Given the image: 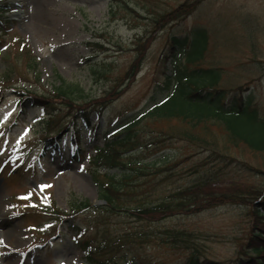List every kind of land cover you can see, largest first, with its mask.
<instances>
[{
    "label": "rangeland",
    "instance_id": "374dc122",
    "mask_svg": "<svg viewBox=\"0 0 264 264\" xmlns=\"http://www.w3.org/2000/svg\"><path fill=\"white\" fill-rule=\"evenodd\" d=\"M192 1L0 0L6 9L0 13V264H94L86 261L77 241L97 242L104 236L127 241L118 253L121 263L136 258L144 264H180L196 248L202 258H236L252 221L249 201L217 203L160 220L138 219L103 207L90 160L97 147L114 139L111 132L120 119L145 106L159 79V56L173 33L206 29L203 64L223 66L230 86H249L253 101L264 108V0H201L193 8ZM182 3L190 6L179 19L154 23ZM18 8L21 15L15 13ZM141 44V68L129 83L123 77ZM26 50L35 57L36 72L27 66ZM5 73L9 77L3 81ZM60 77L78 84L82 95L77 90L74 96L82 99L123 87L103 116L92 114L97 127L89 130L80 122L79 151L70 134L62 136L58 149L43 150L45 124H67L68 110L52 98L50 108L28 99L32 93H53ZM216 129L213 145L171 139L150 146L146 161L160 150L168 166L186 159L166 180L162 177L170 171L156 177L154 167H147L150 174L133 182L130 203L169 200L177 187L206 173L214 190L240 199L242 192L263 189L264 152L230 143ZM71 191L98 206L64 218L55 214L56 207L71 212ZM254 194L247 199L253 195V201Z\"/></svg>",
    "mask_w": 264,
    "mask_h": 264
},
{
    "label": "trees",
    "instance_id": "16d2710c",
    "mask_svg": "<svg viewBox=\"0 0 264 264\" xmlns=\"http://www.w3.org/2000/svg\"><path fill=\"white\" fill-rule=\"evenodd\" d=\"M200 1H192L190 5L193 8ZM190 5L182 3L180 7L159 15L154 23L162 22L164 25L172 19H179ZM4 7V4H0V13L6 10ZM208 38L207 30L202 27L185 35L173 33L169 36V47L161 52L158 59L156 76L159 79L154 82V89L145 106L120 119V126L111 132L114 139L96 148L95 155L90 159L95 168L93 174L99 185L100 198L104 200L103 207L108 211L124 213L138 219L160 220L176 214L198 212L217 203L249 201L252 206V221L248 236L240 245L236 258L230 262L202 258L196 248L180 264H264V188L242 192L240 199L235 193L214 190L210 184L212 177L206 173L189 184L177 187L169 200L162 198L154 203H130L137 185L133 182L150 174L147 167H154L156 177L170 171L162 177V180H166L173 174L174 166L186 159L168 166L163 164L166 155L164 152L159 154L160 150L153 159L146 161L147 156L144 154L152 145L156 147L171 139H185L202 147L206 144L213 145L216 143L215 137L219 135L216 128H219L224 132L225 140L230 143H242L252 151L264 152V108L253 101L251 93L248 92L249 86L246 89L242 85L230 86L231 82L224 76L223 66L203 64ZM142 46L143 44L139 45V53L123 77L129 83L135 79L141 68L144 57ZM26 54L27 66L36 72L35 57L28 50ZM8 77L9 74L5 73L1 80L5 81ZM59 81L60 84L53 93H32L28 95V99L32 105L44 104L49 107L48 105L54 104L52 98L62 102L68 110L67 124L52 126L51 120L45 124L46 131L45 128L43 131L46 137L42 141L46 143V147L49 143L55 146L54 143L69 127L74 145L80 147L83 130L79 126L80 122L89 129L97 127L92 124V114L103 116L107 103L117 97L123 87H115L99 97L82 99L81 96H74L77 90L82 95L78 84H71L62 77ZM110 169L114 172L110 173ZM205 172L208 170L205 169ZM252 193H255L253 201V195L249 199L246 197ZM68 202L71 212H64L57 207L53 212L57 215L63 214L64 218L98 206L77 196L73 191L70 192ZM176 234L178 232L174 235ZM126 242L119 237L104 236L97 242L91 238H81L77 244L81 246L89 263L144 264L143 259L140 261L136 258L126 259L124 263L119 261V250ZM145 264L155 263L147 261Z\"/></svg>",
    "mask_w": 264,
    "mask_h": 264
},
{
    "label": "bare ground",
    "instance_id": "6f19581e",
    "mask_svg": "<svg viewBox=\"0 0 264 264\" xmlns=\"http://www.w3.org/2000/svg\"><path fill=\"white\" fill-rule=\"evenodd\" d=\"M18 1V0H16ZM16 15H21V8H18L16 11H15Z\"/></svg>",
    "mask_w": 264,
    "mask_h": 264
}]
</instances>
